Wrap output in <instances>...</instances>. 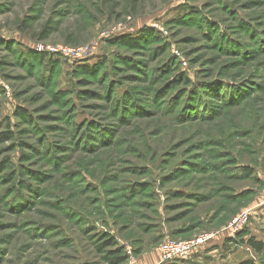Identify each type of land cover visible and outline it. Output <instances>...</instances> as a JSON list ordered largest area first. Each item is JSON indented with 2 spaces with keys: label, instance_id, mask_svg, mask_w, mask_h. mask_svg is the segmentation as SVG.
I'll use <instances>...</instances> for the list:
<instances>
[{
  "label": "rangeland",
  "instance_id": "obj_1",
  "mask_svg": "<svg viewBox=\"0 0 264 264\" xmlns=\"http://www.w3.org/2000/svg\"><path fill=\"white\" fill-rule=\"evenodd\" d=\"M104 2L0 0V264H108L104 235L135 261L204 234L174 263L264 264V0Z\"/></svg>",
  "mask_w": 264,
  "mask_h": 264
},
{
  "label": "trees",
  "instance_id": "obj_2",
  "mask_svg": "<svg viewBox=\"0 0 264 264\" xmlns=\"http://www.w3.org/2000/svg\"><path fill=\"white\" fill-rule=\"evenodd\" d=\"M104 4L106 6L108 5L107 0H105ZM131 14H137V13L134 12V13H131ZM204 27L206 28L204 32L206 33V35H209L210 31L208 30V25L206 24V25H204ZM49 28L50 27L46 26L44 28V31L48 33L49 32ZM147 35L154 36L155 35L154 30H145V31L141 32L139 35H136V36L122 35V36H120V38H118L116 43L121 44L122 46L128 47V48H137V47H139L142 44L143 37L147 36ZM46 38H47V36H44V37H41L40 39L45 40ZM29 57H31V56H28V59H29ZM40 57H41V60L43 62H45V60H44L45 56L41 55ZM96 67H97L96 65L93 66V67L86 66V67H82L81 70H83L87 75L91 76L92 74L95 73ZM16 116H18V118H25V117H28V114H26V112H24L23 109L19 108L17 110V112H16ZM30 121H32V120H30ZM10 139H12L11 132H6V133H1L0 134V143H3L4 141L10 140ZM239 172H240V174H244V176H245V175H248V174L251 173V169H249V168H247L245 166L244 170L243 171H239ZM131 196H132V194H127L126 197H127V199L128 198L132 199ZM102 238L103 239L101 240L100 244L97 246V251H98L99 254H101L104 257L105 261L108 264H125L128 261L129 256L126 253L123 252L122 245L119 244L115 240V238L112 237V236L108 237V236L104 235ZM248 244L250 246H252V248L255 251L259 252V253L264 251V243L257 241L255 238H250L248 240ZM242 264H255V263L252 262V261H247V262H244Z\"/></svg>",
  "mask_w": 264,
  "mask_h": 264
},
{
  "label": "built area",
  "instance_id": "obj_3",
  "mask_svg": "<svg viewBox=\"0 0 264 264\" xmlns=\"http://www.w3.org/2000/svg\"><path fill=\"white\" fill-rule=\"evenodd\" d=\"M52 52H63L64 54L72 53L69 48H47ZM89 49V48H88ZM88 49L75 52V57H82L88 53ZM40 51L44 50V47L39 48ZM249 212H244L238 216L234 222L231 224L234 232L243 229L244 225L247 224L249 220ZM215 236L213 234H204L191 240H176V239H166L163 241L159 247V251L162 258V264L174 262L176 260H186L187 258L193 256L198 250L204 248V246L210 243ZM129 260L134 261V256L131 254Z\"/></svg>",
  "mask_w": 264,
  "mask_h": 264
},
{
  "label": "crops",
  "instance_id": "obj_4",
  "mask_svg": "<svg viewBox=\"0 0 264 264\" xmlns=\"http://www.w3.org/2000/svg\"><path fill=\"white\" fill-rule=\"evenodd\" d=\"M195 254L194 255L197 256L200 255L201 253L197 252ZM174 262H171L170 264H175ZM128 264H162L160 251L158 249L144 250L141 254L137 255L135 261L129 262Z\"/></svg>",
  "mask_w": 264,
  "mask_h": 264
}]
</instances>
